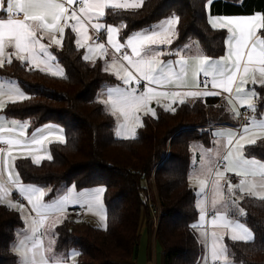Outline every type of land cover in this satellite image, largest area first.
Instances as JSON below:
<instances>
[{"label": "trees", "instance_id": "1", "mask_svg": "<svg viewBox=\"0 0 264 264\" xmlns=\"http://www.w3.org/2000/svg\"><path fill=\"white\" fill-rule=\"evenodd\" d=\"M264 14V0H143L137 9H108V22L127 27L121 38L152 26L175 13L180 17L176 48L189 40H198L209 57L226 52V29H213L209 13ZM64 76L39 71L16 59L0 67L5 77L17 79L29 98L9 103L3 110L8 117L29 118L32 126L47 122L63 127V143L50 146L51 161L40 165L31 157L16 161L22 182L46 186L55 191L46 199L60 195L65 187L76 189L103 186L106 227H98L66 215L54 230L55 249L69 255L76 249V264H121L134 256L140 240V223L146 215L148 231L153 224L156 240L163 245L164 264H198L205 252L194 224L199 215L196 192L189 176L193 143L211 147L213 125L238 124L232 119L224 95L198 97L193 102L176 104L174 112L157 107V116H143V127L136 136L116 135L115 116L99 103L98 93L107 83L117 82L103 71L102 60L88 62L83 49L69 35L56 50ZM253 113L264 112V81L255 84ZM238 122V123H237ZM247 157L264 163V139L244 148ZM244 220L253 231L252 241L226 242L236 264H264V199L245 195L239 201ZM78 208V207H77ZM72 208H70L71 210ZM157 223V224H156ZM24 227L21 213L0 204V264H16L12 250L17 232Z\"/></svg>", "mask_w": 264, "mask_h": 264}, {"label": "snow or ice", "instance_id": "2", "mask_svg": "<svg viewBox=\"0 0 264 264\" xmlns=\"http://www.w3.org/2000/svg\"><path fill=\"white\" fill-rule=\"evenodd\" d=\"M15 2L18 11H26L28 9H36L37 14L28 16L22 25H17L11 19L4 20L11 16V4ZM212 0H206L207 7L210 8ZM4 0H0V4ZM8 13H5L4 7H0V11L4 13L0 16V31H8L11 35L7 39H0V67H4L5 63L11 64L12 58L21 62H28L39 71L53 74L54 76H64V69L57 62V56L51 51L53 47H62L66 39V30L69 35L74 34L75 45L79 49H87L83 55L85 61H94L96 58L101 60L108 59V53L104 45L90 34L92 28L88 27L91 23L96 28V33H100L102 28L115 29L116 44L113 51L118 57H123L119 64L114 58L111 62L103 67L105 73L112 74L117 78L119 83L115 87L108 90L106 99H100L99 103L107 106L113 115L122 118V123L116 132L117 136L122 133L125 138L135 137L136 130L143 127L142 116H157L156 108L152 107L153 101L161 105L165 111L174 112L175 104H184L189 97L197 98L200 94L188 92L181 94L173 93L171 96L167 92L161 91L170 84L176 87H183L181 81L188 78V58L182 55V51H154L153 46L167 44L171 46L176 38H178V25L180 17L173 13L168 18L161 20L158 25H154L152 30H142L133 32L127 37L128 46L124 48V40L118 39L122 31L127 27L123 23V29L120 26L108 25L96 21L105 17L108 9H137L142 6V0H7ZM264 15V14H262ZM229 18L220 16H209L208 24L213 29H226L227 36L234 41V51L237 56L241 55L240 48L243 47L244 55H254L259 60V67L253 68L251 71H245L246 79L242 81L241 87L237 91H243V85L248 79L255 81L257 74L264 76V24L260 26L253 25L247 27H233L231 31L229 27H221L225 20ZM31 21V23H29ZM82 25V26H78ZM158 29V30H156ZM254 29V31H253ZM245 32L247 35L245 36ZM135 41V43H133ZM183 47H189L185 44ZM177 57L175 62L173 59L165 60L164 57ZM135 57V58H134ZM195 59L196 57H192ZM42 66V67H37ZM197 72L204 73L214 77L223 79L225 73L229 69L223 62L211 63L205 66L199 63L196 68ZM231 86L227 87V91L231 92L235 87V77L230 78ZM223 86V85H222ZM29 97L15 83H0V110L5 109L9 103H16L27 100ZM167 99L168 104L163 103ZM249 107H252L251 101H244ZM243 107V104H241ZM235 113L231 118L236 119L239 113L235 109H231ZM29 127V121H20L17 119H7L4 114H0V164L3 165L6 175L10 181L19 178V187L13 189L18 192L26 200L27 205L31 208V213L26 211L25 204L8 202L5 199V192L0 191V204L19 211L28 229L19 230L17 239L13 244L12 250L19 256L18 264H35L37 249L40 247L39 242H33L34 237L40 226L38 218H46L50 213L58 214L55 227L63 222L66 218V207L71 203H86L88 209H97L96 214L99 216L100 223L106 227V217L103 214L101 195L103 189H98L94 194L74 195L75 185L69 188L63 196L54 197L51 202H46L45 198L54 192L53 188L38 187L34 184H25L22 182L20 173L15 171V161L18 158L31 157L32 163L40 165L43 160L51 161L53 156L48 152L46 144L53 141L64 142V135L61 128H45L37 129L32 133L29 139L26 130ZM252 127L259 129L249 135L250 128L245 126L243 133H238L235 129L218 128L214 133V137L224 138L227 140L225 147H230L231 151L227 156L223 157L228 161V171H232L235 175L247 176V172L243 169L248 165L249 161L244 159V148L247 144H254L259 139H264V120L252 121ZM47 132V135L43 134ZM214 145L220 144V140L214 139ZM207 151L215 157H220V151L215 148L207 149ZM203 160V157H201ZM212 161H205L200 172L189 177L190 181L197 184L201 191L207 183L205 177L214 171ZM226 172H217L215 181L217 186V200L215 203L225 201V195L221 190L222 181L226 179ZM244 180H240L239 185H229L231 191L233 187L237 188L241 193L250 191L242 185ZM13 192L11 193V195ZM264 199V197H261ZM236 203L235 200L232 201ZM199 208V222L192 224L193 229H199L206 220V206L203 202L196 205ZM35 213L36 215H32ZM203 220V223L201 221ZM211 224L214 230L211 232L212 243L207 245L208 233L201 232V236L205 239L206 251L202 254L198 264H223L232 254L229 252L228 246L223 243L224 237L228 236L232 241H252L254 234L242 223L238 218H229L227 214H219L213 216ZM223 229V231H219ZM70 255L74 258L79 255L75 249L71 250ZM56 264H63V258L58 257ZM229 264H234L231 260Z\"/></svg>", "mask_w": 264, "mask_h": 264}, {"label": "crops", "instance_id": "3", "mask_svg": "<svg viewBox=\"0 0 264 264\" xmlns=\"http://www.w3.org/2000/svg\"><path fill=\"white\" fill-rule=\"evenodd\" d=\"M142 3H143V0H142ZM0 7H4L5 13L6 14L8 13L7 0H4V3L0 4ZM207 9H209V8L207 7ZM11 11H12L13 14L11 16L7 17L4 20V23H7V19H11L13 22H16L18 26L24 24L25 21L27 20L28 16H34V15L37 14V10L36 9H28L26 11H18V8H17V5H16L15 2H13L11 4ZM262 14L263 13H261L259 11H256V12L251 13V14H219V13L215 12V13H209L208 17L209 16H212V17L220 16V17L229 18V19L225 20L222 25H218V26L229 27V30L231 31V29L233 27H237V28H239V27L251 28L253 25L260 26L261 24H264V15H262ZM3 15H4V13L2 11H0V16H3ZM168 17L162 18L161 20H164V19H166ZM161 20L157 21L156 23H154L150 27H147V28H144V29H140V30H137V31H142V30H146V29L147 30H152L153 26L154 25H158ZM101 22L106 23L108 25L120 26L122 28V26L119 25V24L108 22L105 19V17H102L101 21L100 20L96 21L97 24H100ZM29 23H31V21H29ZM78 26H82V25H78ZM88 27L92 28V31H93V32H90V34H93L99 40V43L104 45L105 50L108 53V59L107 60H102L103 63H104V66H106L107 63L111 62L114 58L116 59V63L119 64L120 61L123 59V57H118L116 52L113 51L114 45L116 44L115 29L102 28L100 30V33H96V28H94L91 23L88 24ZM156 30H158V29H156ZM253 31H254V29H253ZM10 35L11 34L8 31H6V30L5 31H0V39H7ZM246 35H247V33L245 32V36ZM118 39H121L122 41L124 40V48L126 49L127 46H128L127 38L126 39H122L119 36ZM133 43H135V41H133ZM185 44H188L189 47H187V48L183 47ZM58 48L59 47H53L51 49L52 53L54 55H56V56H57L56 50ZM234 48H235L234 41L232 40L231 37L227 36V39H226V52H225L224 55L221 56L222 58H220V60H207L208 56L204 54V52H203L198 40H194V39L189 40L186 43H184L181 46L176 47V48H171V46H169L167 44L153 46V50L154 51H169V50L175 51L177 49H180L182 51V55L184 57L188 58V64H187V67H188V78L185 81H181V84L183 85V87H179L178 88V87L175 86V84H170L166 88L161 89V91L167 92L169 96H171L175 92H179L181 94H186L188 92H195V93L200 94L199 97H205V96H208V95H224L225 98L227 99V104H228V107H229L230 111H231V109H235L239 113L238 117H240V111H241L242 108H250L247 103H244V101H247V100L251 101V99H254V103H255V97H254L255 93L248 92V91H246V92L237 91V88L239 87L240 83H242V81H244L246 79V77H245V71L246 70L251 71L253 68L259 67V60L254 55H244L243 54V52H244L243 47L240 48L241 55L237 56L236 52L234 51ZM86 51H87L86 48L83 49V53L84 54H85ZM192 57H196V58L193 59ZM176 58L177 57H174V56L173 57H164L165 60L173 59L174 62H175ZM13 59H15V57H13L12 60ZM96 60H99V58H96L94 61H96ZM94 61H88V62H94ZM218 61L223 62L225 64V66L229 69V71L225 73V77L223 79H221L219 77H214V76L207 75V76L211 77L210 84L208 86H205V87H200L199 83H200V80H201V76L205 75V74L196 71L197 65L199 63H204L205 66H207L208 63H216ZM57 62L63 68V66L60 64L58 58H57ZM27 64H28V62H27ZM29 66H31V65H29ZM37 67H42V66H37ZM232 77H235V85L236 86L232 87L231 92H229V91H227V87L231 86L230 78H232ZM9 78H11V77H5V76H3L0 73V83L10 84L6 80V79H9ZM255 78H256L255 80H262L263 76L257 74ZM15 81H16L15 83L21 88V86L18 83L17 79ZM251 82H254V85H255V84L261 83L262 81H252L251 79H248V82L246 84H248V86L251 87ZM117 83H119L118 80H117V82H114V83L104 84L102 86V88L100 89L99 93H98L99 100L100 99H106L107 95H108V90L110 88H112V87H115ZM197 98L189 97V98H187L185 100V102H193ZM230 98L235 100L236 106L234 105V103L233 104L231 103V100H229ZM163 103L168 104V100L165 99L163 101ZM177 104H179V103H177ZM241 104H243V107H241ZM151 106L154 107V108H157V107L163 108L161 105L156 104L155 101L152 102ZM175 106H176V104L174 105V107ZM105 107L107 108V110L109 112H111L107 106H105ZM237 108H238V110H237ZM253 108H254L253 106L250 108L252 110V112H253ZM3 110H0V114H4L7 119H17V120H20V121H25V120L29 121V127L26 130L29 139H31L32 133L35 132L37 129H45V128L54 129V128H57V127L63 129L62 126H60L57 123H53V122H47V123H44V124H41V125H38V126H32L31 119H29V118L8 117L4 113ZM232 114L235 115L234 112H232ZM254 115H255V113H252V119H251V121L249 123H246V124L242 125V128H241L240 132L238 131V124L235 125V124H232V123L231 124H229V123L216 124V125H213V128L216 129L217 127H224V128L232 129L233 127L234 128L236 127L237 130L236 129L235 130L238 131V133H243L244 127L248 126L250 128L249 135H251L252 133H254L256 131H259V129H255V128L252 127V121H254V120H264V118L254 119ZM256 115H258V114H256ZM260 115H258V116H260ZM141 116L143 118V114H141ZM115 119H116L115 131L117 132V130L119 128V125L123 121H122V118H118L117 116H115ZM43 134L47 135V132H44ZM61 134L64 135V130H63V132ZM119 137H125V135L122 133ZM64 138H65V135H64ZM214 138L218 139V140L221 139V140L225 141V145L227 144V140L224 139V138H219V137H214ZM53 142H56V141H53ZM53 142L46 144V147H47L49 153H50V146H51V144ZM195 144L198 145V150L196 151V161H195L196 162V167H197L199 163H201V166H202L203 160H206V159L203 156L204 154L201 153V149L203 147L202 144H199V143H195ZM225 145H224V149L222 151V155L225 154V156H227L228 153L231 151V148L230 147H225ZM193 155H194V152H193ZM201 157H203V160L201 159ZM247 159H249V158H247ZM16 161H15V169H14L15 171H17ZM248 161H249L248 164L252 163V162H250V160H248ZM193 164L194 163H193V159H192V165ZM192 165H191V169H192ZM191 169H190V176H191ZM251 176L252 175H249V177H251ZM189 182H190V179H189ZM71 186H73V185H71ZM71 186H68L67 188L69 189ZM18 187H19V178L16 177L15 180L10 181L8 179L7 175H6V171H5L4 167H3V165L0 164V191H4L5 192V199L8 202H12L13 201L12 197H11L12 196L11 193L12 192L14 193L13 189H16ZM65 193H66V191L61 192V194L58 195V196H63ZM45 200H46V202H51L52 198L51 199H45ZM196 202H197V198H196ZM25 204H27V202H25ZM83 204H84L83 202L79 203V204H71L70 206H68V211H66V213H67L66 215H70V213H69L70 208H72L71 210H73V209H75L77 207L85 208V204L84 205ZM196 205H197V203H196ZM197 209L199 211L198 207H197ZM30 210H31V208H30ZM84 210H86V208ZM206 211H207V215H206L205 222L203 223V220L201 221V223H203V224L199 228V231L197 229H195V232H196V235H197L199 241L205 247V251H206L205 239L203 237L204 241H202L201 232H202V229L205 226L206 227V232L208 233L207 245L210 246L211 243H212L211 232L214 231V230H217V229H214L212 224H211V220H212L213 216L219 215L221 213V214H227L229 216V218H237V217H233L232 216L233 212H232L231 208H227V207H224V206H221V205L212 206V204L210 202V198H208V197L206 198ZM243 215H245V213ZM53 216H54V214L50 213L46 218L42 217L41 219H47L48 217H53ZM238 219L242 223H244L251 230V232L253 233V231L250 228V226L245 222L244 217H241V218H238ZM242 219L244 220V222H243ZM44 222H45V220H42L40 225H43ZM198 222H199V215H198V219H197V221L195 223H198ZM20 230H24V227L22 229H20ZM220 231H223V229H220ZM153 235H154V241L156 243V238H155V233L154 232H153ZM53 237H54V239L52 240V246H51L52 253H51V255L49 254L50 255L49 257L51 259H57L58 257H62L63 258V262L67 261L68 258H69V255H67L65 253L62 254V252H59V251H57L55 249V236H54V234H53ZM227 238H229V237L228 236L224 237L223 243H227L226 242ZM14 242H13V244H14ZM33 242H39L40 247L38 249L43 250L42 240H35L34 239ZM45 248H46V245H45ZM18 258H19V256H18Z\"/></svg>", "mask_w": 264, "mask_h": 264}, {"label": "rangeland", "instance_id": "4", "mask_svg": "<svg viewBox=\"0 0 264 264\" xmlns=\"http://www.w3.org/2000/svg\"><path fill=\"white\" fill-rule=\"evenodd\" d=\"M207 58H208L207 60H220V58H222V57L221 56L220 57H209L208 56ZM208 64H211V63H208ZM6 80L10 84L12 82H16L15 81L16 79H14V78H9ZM263 80H264V76H263L262 80H255V81H263ZM253 85H254V82H251V87H249L248 84H244L243 85V88H244L243 92L248 91V92L255 93V88ZM239 87H241V83H240ZM229 100H231V103L232 104L234 103V105L236 106V102L234 99L230 98ZM251 104L253 107L255 106L254 99H251ZM237 110H238V108H237ZM258 118H264V112L260 116H258L256 114L254 115V119H258ZM238 120L240 122V117H238ZM218 128H221V127H217L216 129L213 130V132H215ZM234 129L237 130L236 127ZM219 140H220V144L212 145L211 147H204L203 146L201 149V153L204 154L203 156L206 159V160H203V163L205 161H212V163L215 165L214 171L205 177V179L207 180V183L203 186V190L201 191L199 186L197 184L193 183L192 181H190V184H191V186L194 187L195 192H196V198H197L196 203L203 202L206 206V198L208 197V198H210V202H211L212 206L221 205V206H224L227 208H231L232 212H233L232 216L237 217V218H241V217L245 216V215H243L245 212L239 203V201L242 197H244L245 195H250V196H254V197H264V163L260 159L247 157L244 154V159L250 160V162H252V163L248 164L243 169V171L247 172V176H239L238 177V175H235V173H233L232 171H228V161H226L223 158V157H225V154L222 155V151L224 149L225 141H223L221 139H219ZM210 148H215V149L219 150L221 158L215 157L214 155H212L208 151H206L207 149H210ZM192 150L194 152V155H193V163L194 164L192 165L191 176L199 173L200 169H201V163H199L198 166L196 167V162H195L196 161V151L198 150V145L193 143ZM247 158H249V159H247ZM220 171L226 172V174H225L226 179H224L221 182L223 185L221 190L223 191L226 200L221 201L220 203L217 204V203H215V201L217 200V186H216L215 181L217 179L216 174H217V172H220ZM249 175H252V176L249 177ZM240 180L245 181V183L242 185V187H244L245 189H250V191H245V192L241 193L235 187H233L231 191L229 190V185H232V186L239 185ZM39 187L48 188L46 186H41V185ZM72 187L73 186H71L70 188H72ZM62 188H64V189L61 190V192L66 191V193H67L68 188H65V187H62ZM98 189H104V188L101 185L83 188L82 190L76 189V187H75L73 194L74 195H79V194L91 195V194H94ZM102 195H103V193H102ZM102 195H101V201H102L103 214L106 217V209H105V205H104ZM13 196H14V194H12V196H11L12 200H13L12 202L16 203L15 200L13 199ZM233 200L236 201L235 204L232 203ZM82 202H83V200H82ZM19 204H25V203H19ZM71 204H79V203H71L70 202L66 207V211H68V206H70ZM84 204H85L86 210H84L81 217L77 218V221H85V222H88V223L93 224V225L98 226V227H105V226H102L100 223L99 216L96 214L97 209L93 208L90 211L88 209L87 204L86 203H84ZM25 208H26L25 209L26 211L31 213V210L27 204H25ZM85 208H83V209H85ZM71 212H72V210L69 211V213H70L69 216L74 218ZM32 215H36V214L32 213ZM57 217H58V214H54L53 217H48L47 219H41L42 217L38 218L40 220V224H41L42 220H45V222L43 225H40L38 227V231L34 237L35 240H42V247H43V250H41V249L37 250V256H36L35 264H56L57 259H51L49 256L52 253L51 246H52V240L54 239V237H53L54 230L52 228V225L55 223ZM147 221H148V219H147L146 215L143 214L142 219H141V223H140V240H139L137 249L135 251V254L131 258H128L125 261H122L121 264H164L165 255H164V251H163L164 250L163 245L159 239H157L156 243H155L154 235L152 233L155 226L152 224L150 227V231H148ZM243 222H244V220H243ZM105 224H106V220H105ZM27 229H28V225L24 221V230L26 231ZM197 230L199 231V229H197ZM205 231H206V227L204 226V228L202 229V232H205ZM219 231H220V229H219ZM202 241H204L203 237H202ZM224 244H226L228 246L229 252L231 253L230 245H228V243H224ZM45 245H46V248H45ZM71 250H73V249H71ZM77 256H75L73 258L69 254L68 260L63 262V264H76ZM231 260H233L232 255L229 256L228 259L223 262V264H229V262ZM16 264H18V262ZM234 264H236V263L234 262Z\"/></svg>", "mask_w": 264, "mask_h": 264}, {"label": "built area", "instance_id": "5", "mask_svg": "<svg viewBox=\"0 0 264 264\" xmlns=\"http://www.w3.org/2000/svg\"><path fill=\"white\" fill-rule=\"evenodd\" d=\"M77 3H80V0L77 1ZM211 81V77L207 76V75H202L201 76V80H200V87H205L208 86L210 84ZM170 93V92H169ZM252 110L250 108H242L240 111V122L238 124V131H241L242 125L249 123L252 119ZM14 196L13 199L15 200V202L17 203H25L26 200H24V198L21 196L23 193H21V195L14 191ZM84 209L83 207H78L72 210V215L76 218L81 217V215L83 214ZM157 224V223H156ZM217 264H219V262H217Z\"/></svg>", "mask_w": 264, "mask_h": 264}]
</instances>
